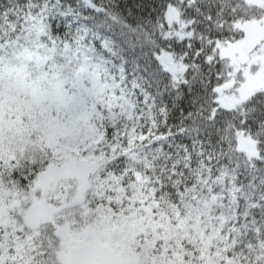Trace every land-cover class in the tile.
I'll return each instance as SVG.
<instances>
[{
  "label": "snow or ice",
  "instance_id": "1",
  "mask_svg": "<svg viewBox=\"0 0 264 264\" xmlns=\"http://www.w3.org/2000/svg\"><path fill=\"white\" fill-rule=\"evenodd\" d=\"M0 264H264V0H0Z\"/></svg>",
  "mask_w": 264,
  "mask_h": 264
}]
</instances>
